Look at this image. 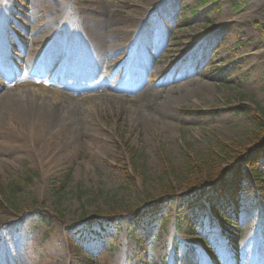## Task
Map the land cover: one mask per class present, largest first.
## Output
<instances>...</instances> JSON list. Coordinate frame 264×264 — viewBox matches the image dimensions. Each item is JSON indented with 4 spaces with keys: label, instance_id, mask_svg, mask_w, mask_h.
Listing matches in <instances>:
<instances>
[{
    "label": "rangeland",
    "instance_id": "obj_1",
    "mask_svg": "<svg viewBox=\"0 0 264 264\" xmlns=\"http://www.w3.org/2000/svg\"><path fill=\"white\" fill-rule=\"evenodd\" d=\"M30 2L0 0V18L6 21L0 42L12 45H0V80L4 72L13 76L7 79L11 85L29 79L32 89L63 94L91 84L96 71L98 81L107 77L104 67L91 72L86 66L34 65L27 55L19 59L17 43L25 33L24 9L33 11ZM174 6V22L163 35L168 45L187 36L193 41L197 31L222 16L238 24L228 26L189 76L154 84L149 103L135 99L133 91L104 87L101 93H114L118 100L71 105L87 114L74 137L37 134L13 111H0V264H252L253 258L264 264V193L251 178L242 180L240 191L232 189L238 171L250 176L255 155L264 152L249 132L255 107H264V0H177ZM126 11L120 0L109 14L121 17ZM78 29L67 36H77ZM180 62L181 56L173 58L165 49L151 68L161 72ZM112 71L113 82L125 74L118 66ZM194 81L204 87L195 84L194 93L180 99L183 87L188 91ZM4 90L0 87V95ZM164 100L174 101L175 119L160 129L151 116ZM219 140L232 148L216 163L224 170L226 199L231 198L226 230L209 210L219 200L210 184L212 167L193 172L186 167ZM258 167L264 175V162ZM194 182L206 185L209 199L202 200L204 207L187 210L188 189L201 191ZM153 200L168 201L167 219L144 217L140 226L134 224Z\"/></svg>",
    "mask_w": 264,
    "mask_h": 264
},
{
    "label": "bare ground",
    "instance_id": "obj_2",
    "mask_svg": "<svg viewBox=\"0 0 264 264\" xmlns=\"http://www.w3.org/2000/svg\"><path fill=\"white\" fill-rule=\"evenodd\" d=\"M176 1L121 0L127 11L118 17L116 14L110 16L109 10L119 4L120 0H98L96 4L91 0H31L33 11L22 6L25 11V33L23 39L17 43V57L23 60V55H27L26 62H33L34 65L41 63L44 67L86 66L90 71L104 67L107 77L98 81L99 75L96 71L91 73L92 77H95L91 84L78 86L70 93L60 94L46 88L32 89L33 84L29 79H17L15 82L19 85H11L7 79L13 76L3 72L0 87L5 90L0 95V111L3 108L13 111L23 122L32 124L37 129V134L66 132L74 137L82 131L81 124L87 114L86 111L77 110L71 105L78 102L94 105L100 98L105 97L113 101L118 100L114 93H101L104 87L115 92L133 91L135 99L148 102L149 91L154 84L162 82L164 78H170L174 82L189 76L194 67L206 60L214 47L224 39L228 26L233 22L238 24V21L228 22L222 16L208 29L197 31L193 35V41L187 36L184 41L178 38L176 42L168 45L163 41V35L169 32V25L174 22ZM158 6L161 8L159 13L155 11ZM3 19L5 18H0V29L5 27L6 21ZM77 27V36H67ZM152 30L153 33L157 32V35L153 36ZM229 38L232 39L231 36ZM2 44L6 45V48L12 46L6 39L3 43L0 42V45ZM191 44L192 49L189 48ZM165 49L173 58L181 56V62L175 66L165 65L161 72H155L151 63L157 60ZM117 53L119 56L116 57ZM222 55V50H219L221 57L218 61L223 59ZM255 56L260 55L257 52ZM116 66L121 70L120 75L124 70L125 74L113 82L110 75L114 71L112 68ZM190 84L188 91L183 87L180 99L188 98L189 94L194 93L193 85L204 87L196 81ZM25 88L31 91L24 94ZM80 93L85 96L78 98L77 94ZM173 106L172 100L161 101L151 116V120L160 129L173 126ZM255 260L256 258H253L250 262L256 264Z\"/></svg>",
    "mask_w": 264,
    "mask_h": 264
},
{
    "label": "trees",
    "instance_id": "obj_3",
    "mask_svg": "<svg viewBox=\"0 0 264 264\" xmlns=\"http://www.w3.org/2000/svg\"><path fill=\"white\" fill-rule=\"evenodd\" d=\"M255 120L253 125L249 129V132L255 136L259 142L262 143V147L264 146V107L257 105L255 107ZM257 154L255 155V162L251 164L250 172L252 177L254 178L255 182L258 183L259 189L264 192V182L262 177L264 175L261 172V169L258 167L259 162H264V152L258 150ZM232 152V148L226 145V141L219 140L217 141L212 148L206 151L202 156H200L197 163H191V165L186 164L187 169L190 172H193L198 169L205 168L206 166L212 167L215 177L211 180V185L213 186L212 190L214 194H217L220 200L217 201V207L215 210L211 209L212 219L216 221L224 230H226V224L229 222V215L226 213V205H225V198H226V182L223 179L224 170L222 165L217 164V161L220 157H224ZM240 170V169H239ZM237 174V173H236ZM243 170L238 171V175L234 176V191L240 190L241 180L243 176H245ZM248 179V177H244ZM216 180H219L218 183H215ZM195 186L201 188V191L197 192L196 189H188L190 192L185 199V204L188 210H191L194 207H203L202 199L208 198L209 193L207 192L206 185L203 182H194ZM189 187V186H188ZM192 191V192H191ZM167 202H163L162 200H153L148 206H146L142 213L138 214V217L134 218L133 223H139L141 220V216L146 217L150 220H164L168 217L166 209ZM0 207H2V203L0 201ZM166 215H161V214Z\"/></svg>",
    "mask_w": 264,
    "mask_h": 264
}]
</instances>
